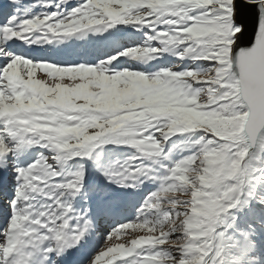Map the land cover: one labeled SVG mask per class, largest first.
Returning a JSON list of instances; mask_svg holds the SVG:
<instances>
[{"label": "snow or ice", "instance_id": "snow-or-ice-1", "mask_svg": "<svg viewBox=\"0 0 264 264\" xmlns=\"http://www.w3.org/2000/svg\"><path fill=\"white\" fill-rule=\"evenodd\" d=\"M117 25L143 39L95 63L21 51ZM0 264H264V0H0Z\"/></svg>", "mask_w": 264, "mask_h": 264}, {"label": "rangeland", "instance_id": "rangeland-1", "mask_svg": "<svg viewBox=\"0 0 264 264\" xmlns=\"http://www.w3.org/2000/svg\"><path fill=\"white\" fill-rule=\"evenodd\" d=\"M27 1L29 0H25V2L27 3ZM74 1L76 0H69V4L71 5ZM50 9V10H49ZM49 9H40L39 11H52L53 9L49 8ZM88 37L89 40H91L93 43L91 45H89V47L93 46V45H100L101 40L103 39H107L110 41L112 40H117V42H119L120 40H128L127 42L130 43L131 46H134L136 44H139L141 42V40L143 39V31L141 32H136L132 29L131 26H124V25H117L112 29H108L107 31L101 33H93L91 31H89L86 35L77 38L75 37V39H80V40H84V38ZM105 40L101 42L102 46L103 43H105ZM115 43V42H114ZM125 43H118V47H122L124 46ZM106 46V43H105ZM104 47V46H103ZM106 48V47H105ZM106 51V50H105ZM117 52V51H116ZM104 59V58H103ZM119 60L122 62L121 64L117 65L116 61H113V65H116L117 70H119L120 67H129L131 69H135V70H146V71H155L158 67H166L171 63H176L177 61L175 60V57L170 55V54H164L161 58L159 59H153L151 61H148L147 63H141L136 59H129L126 57H119ZM125 63L127 64V66L125 65ZM60 64H66V63H60ZM72 64H78L77 62H73ZM83 99L87 102H91L90 98L88 96L83 97ZM180 135H189V134H177L176 136L173 137L174 140H176V145L174 147H172V158L176 159V150L178 151V149H181L182 146L178 145V141L177 138ZM171 146V145H169ZM34 151L32 149L29 150ZM165 151H167V147L165 148ZM95 152L100 153V156L102 158L103 162H109L112 160H117V159H122L125 155H127L128 153V149H126L123 146H114V145H106L103 146L102 148H97L95 150ZM114 153V154H113ZM115 155H117L118 157H115ZM183 157V155H182ZM155 184H150V183H145L143 185H141L140 189L136 192H132V190H128L129 195L127 197L128 202H130V206L128 207V210L126 212V215L124 217V219H131V217L135 214V207L138 206L139 201L143 199V197L145 195H147L150 191H153L155 189ZM123 191V190H120ZM135 203V206H134ZM101 235L99 236V239L96 240V246L95 247H99L100 244L103 243V234L106 233H101L102 231H98ZM133 235H139V233H130L128 236H122L121 239L119 241H116L115 239L113 240V242L115 243H119V242H124L130 238H132Z\"/></svg>", "mask_w": 264, "mask_h": 264}, {"label": "trees", "instance_id": "trees-1", "mask_svg": "<svg viewBox=\"0 0 264 264\" xmlns=\"http://www.w3.org/2000/svg\"><path fill=\"white\" fill-rule=\"evenodd\" d=\"M188 136V135H180L178 138H177V143L179 146H182L181 149H178V151L176 150V156H177V159H180L182 158V155L183 157L184 156H187L188 155V152L189 150L191 151H195L194 148H191L190 146V141L185 139V137Z\"/></svg>", "mask_w": 264, "mask_h": 264}, {"label": "bare ground", "instance_id": "bare-ground-1", "mask_svg": "<svg viewBox=\"0 0 264 264\" xmlns=\"http://www.w3.org/2000/svg\"><path fill=\"white\" fill-rule=\"evenodd\" d=\"M104 40H105V39H104ZM117 40H118V39H117ZM117 40L114 39L113 41H112V40L110 41V39H109V40L106 39V40H105L106 46H105V43H103V46L106 47L105 50H108V49L110 48L111 43H112V42H116ZM119 42H122V43H123L122 40H120ZM103 46H102V47H103ZM125 48H129V46H123L122 48H120V49H118V50H116V51L118 52V51H121V50H123V49H125ZM117 52H115V53H113V54L115 55ZM113 54H110V56H112ZM117 219H118V218H117Z\"/></svg>", "mask_w": 264, "mask_h": 264}, {"label": "water", "instance_id": "water-1", "mask_svg": "<svg viewBox=\"0 0 264 264\" xmlns=\"http://www.w3.org/2000/svg\"><path fill=\"white\" fill-rule=\"evenodd\" d=\"M249 164H250V167H251V166H255V164H256V159H255L254 157L251 158L250 161H249Z\"/></svg>", "mask_w": 264, "mask_h": 264}]
</instances>
